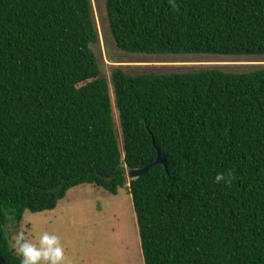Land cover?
Here are the masks:
<instances>
[{
	"label": "trees",
	"instance_id": "trees-1",
	"mask_svg": "<svg viewBox=\"0 0 264 264\" xmlns=\"http://www.w3.org/2000/svg\"><path fill=\"white\" fill-rule=\"evenodd\" d=\"M126 53L264 57V0H105ZM91 0H0V256L7 225L89 184L132 197L144 264H264V66L112 81ZM127 182L126 171L154 163ZM217 177L221 179L217 180ZM126 184L128 186L126 187Z\"/></svg>",
	"mask_w": 264,
	"mask_h": 264
},
{
	"label": "rangeland",
	"instance_id": "rangeland-1",
	"mask_svg": "<svg viewBox=\"0 0 264 264\" xmlns=\"http://www.w3.org/2000/svg\"><path fill=\"white\" fill-rule=\"evenodd\" d=\"M98 43L92 46L101 70L100 77L109 86L115 134L120 150L123 136L116 107L112 72L171 74L218 68L245 72L264 66V57L208 54L148 55L120 51L110 33L105 0H91ZM128 170L126 171L127 176ZM128 177V176H127ZM127 182L129 179L127 178ZM128 184H126V187ZM13 250L18 254L17 235L39 247L45 234L58 238L62 249L60 264H144L132 197L127 188L111 195L101 188L82 184L71 188L51 211H26L20 225H7ZM20 255V254H18ZM40 264H45L41 261Z\"/></svg>",
	"mask_w": 264,
	"mask_h": 264
},
{
	"label": "clouds",
	"instance_id": "clouds-1",
	"mask_svg": "<svg viewBox=\"0 0 264 264\" xmlns=\"http://www.w3.org/2000/svg\"><path fill=\"white\" fill-rule=\"evenodd\" d=\"M221 177H217V180ZM16 244L19 246L18 254L22 255L21 264H60L62 259V249L59 247L58 238L45 233L39 241V247L24 242L23 233L17 235Z\"/></svg>",
	"mask_w": 264,
	"mask_h": 264
},
{
	"label": "water",
	"instance_id": "water-1",
	"mask_svg": "<svg viewBox=\"0 0 264 264\" xmlns=\"http://www.w3.org/2000/svg\"><path fill=\"white\" fill-rule=\"evenodd\" d=\"M153 165L166 166L165 158L160 155L159 151H157L156 159H155L154 163H152L151 165L146 166L144 168H140V169L129 170L127 173L128 179L134 180V179L139 178L142 174H144ZM0 264H6L1 256H0Z\"/></svg>",
	"mask_w": 264,
	"mask_h": 264
}]
</instances>
